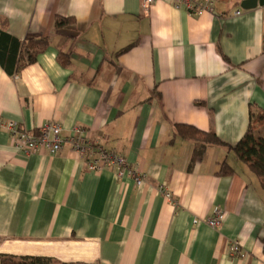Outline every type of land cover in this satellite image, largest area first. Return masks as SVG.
<instances>
[{
    "label": "crops",
    "instance_id": "crops-1",
    "mask_svg": "<svg viewBox=\"0 0 264 264\" xmlns=\"http://www.w3.org/2000/svg\"><path fill=\"white\" fill-rule=\"evenodd\" d=\"M241 2L215 0L214 11L195 14L173 0L148 12L142 0H0V122L33 132L56 122L65 134L79 125L147 174L137 185L111 167L90 171L70 145L27 153L0 127V254L60 264H264L259 178L220 146L191 167L194 143L173 137L183 123L236 145L250 105L264 110V7ZM57 15L76 21L58 31ZM38 36H50V47L8 72L2 62L15 68L19 41ZM224 160L233 175H216ZM217 207L224 219L213 228L205 218Z\"/></svg>",
    "mask_w": 264,
    "mask_h": 264
},
{
    "label": "trees",
    "instance_id": "trees-1",
    "mask_svg": "<svg viewBox=\"0 0 264 264\" xmlns=\"http://www.w3.org/2000/svg\"><path fill=\"white\" fill-rule=\"evenodd\" d=\"M74 17H66L57 15L55 18V26L57 30H61L75 23ZM5 24V22H4ZM6 25V24H5ZM4 32V31H3ZM5 34V33H4ZM52 43L50 36L29 37L19 41V58L15 68L12 70L2 65L11 74H18L26 66L38 61L42 52L47 50ZM137 44L134 41L118 51L117 54L130 50ZM58 62L63 67H69L72 63L70 54L60 51L57 55ZM173 137H180L183 140L192 141L194 143V151L191 167L193 163L201 158L210 147H224L228 152H234L236 156L245 163L248 168L259 178L262 188L264 189V110L255 104L250 105V121L249 126L236 145L228 144L220 139V137L212 131H204L190 124L178 123L174 125ZM235 173L234 167L224 160L219 163L216 171L218 176H230ZM264 245V238L262 239ZM0 264H60L51 257L45 256H13L0 254Z\"/></svg>",
    "mask_w": 264,
    "mask_h": 264
},
{
    "label": "built area",
    "instance_id": "built-area-1",
    "mask_svg": "<svg viewBox=\"0 0 264 264\" xmlns=\"http://www.w3.org/2000/svg\"><path fill=\"white\" fill-rule=\"evenodd\" d=\"M156 1L142 0V9L145 12L150 11ZM173 1L176 6L185 8L195 14H200L204 11H214L215 9V0ZM240 13L241 10L236 12V14ZM0 127L9 131L16 148L27 153L36 152L41 149L57 153L66 145H70L73 150L84 158L87 169L90 171H99L105 167H111L116 170L119 177L126 174L131 175L137 185H141L147 180V174L143 171L134 170L124 154L110 150L98 141H93L87 135L86 130L79 125L74 126L68 134H65L62 125L56 122H47L34 132L21 129L20 125L15 121L0 122ZM158 189L167 197H172V192L166 185H160ZM223 219L224 212L221 208L217 207L208 213L205 222L213 228H220ZM230 252L233 256L240 254V245L237 242H233L230 246Z\"/></svg>",
    "mask_w": 264,
    "mask_h": 264
},
{
    "label": "water",
    "instance_id": "water-1",
    "mask_svg": "<svg viewBox=\"0 0 264 264\" xmlns=\"http://www.w3.org/2000/svg\"><path fill=\"white\" fill-rule=\"evenodd\" d=\"M258 6L264 7V0H242L241 2L243 9H253Z\"/></svg>",
    "mask_w": 264,
    "mask_h": 264
}]
</instances>
